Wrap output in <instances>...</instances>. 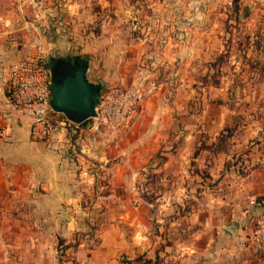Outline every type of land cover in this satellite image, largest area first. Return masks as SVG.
Wrapping results in <instances>:
<instances>
[{
  "label": "rangeland",
  "instance_id": "1",
  "mask_svg": "<svg viewBox=\"0 0 264 264\" xmlns=\"http://www.w3.org/2000/svg\"><path fill=\"white\" fill-rule=\"evenodd\" d=\"M0 16L8 21L0 33L21 59L38 54L48 65L49 56L73 54L101 91L140 85L145 93L98 144L106 159L96 145L76 143L74 129L57 128L77 176L85 166L89 181L79 207L61 214L60 264H77L80 241L92 240V249L97 224L118 216L126 240L147 237L161 254L153 263L163 264L164 246L177 255L178 242L231 222V200L252 196L243 187L264 177L256 161L264 150V0H0ZM86 148L95 154L79 159ZM137 215L144 226L132 224Z\"/></svg>",
  "mask_w": 264,
  "mask_h": 264
},
{
  "label": "crops",
  "instance_id": "2",
  "mask_svg": "<svg viewBox=\"0 0 264 264\" xmlns=\"http://www.w3.org/2000/svg\"><path fill=\"white\" fill-rule=\"evenodd\" d=\"M3 19L0 16V21L8 22ZM167 45L176 46L172 40ZM20 56L5 32L0 33V128L7 133L6 138L0 139V264H60L64 258L58 252L61 225L63 228L68 225L61 223V214L79 207L80 191H86L89 181L83 174L85 166L77 176L76 163L65 150L68 148L65 141L69 140L62 139V133L54 135L49 143H35L29 137L28 123L8 111V74ZM74 139L76 143L80 141L78 136ZM82 143L81 146L86 142ZM101 148L96 145V155L106 159V152ZM93 154L86 148L77 156L83 159L82 155ZM256 156V161L264 164V150H259ZM258 179L253 184H245L243 189L252 191V196H263L264 177ZM248 198L231 200L228 225L210 234L208 231L197 233L195 243L178 242L177 255L164 246L163 264H264V248L237 243L239 236L250 231L252 220L264 212V208L249 206ZM142 211L137 209L138 214ZM122 213L121 209L119 214ZM124 219L118 216L114 221L98 223L101 241L91 249L85 246L92 240H81L73 260L77 264H130L139 256L151 261L156 255L161 256L154 251L155 243L147 237L145 241L142 238L133 242L126 240L121 230ZM131 222L139 227L145 225L140 215ZM226 228H233L234 235L225 231Z\"/></svg>",
  "mask_w": 264,
  "mask_h": 264
},
{
  "label": "built area",
  "instance_id": "3",
  "mask_svg": "<svg viewBox=\"0 0 264 264\" xmlns=\"http://www.w3.org/2000/svg\"><path fill=\"white\" fill-rule=\"evenodd\" d=\"M144 98L140 85L112 87L100 92L95 106L96 115L84 124L76 125L65 118L56 120L57 113L50 107V71L44 58L38 54L19 59L11 66L6 87L8 111L28 123L29 137L35 143H49L57 134L58 126L63 127V131L74 129L81 142L90 145L105 143ZM6 136V130L0 128V139ZM248 204L264 208V195L251 196ZM238 243L245 247L264 248V212L252 220L250 231L239 236Z\"/></svg>",
  "mask_w": 264,
  "mask_h": 264
},
{
  "label": "water",
  "instance_id": "4",
  "mask_svg": "<svg viewBox=\"0 0 264 264\" xmlns=\"http://www.w3.org/2000/svg\"><path fill=\"white\" fill-rule=\"evenodd\" d=\"M48 68L51 75V109L76 125L95 117V106L104 84L88 79V62L79 56H75L72 63L49 56ZM225 231L234 235L233 228H226Z\"/></svg>",
  "mask_w": 264,
  "mask_h": 264
},
{
  "label": "trees",
  "instance_id": "5",
  "mask_svg": "<svg viewBox=\"0 0 264 264\" xmlns=\"http://www.w3.org/2000/svg\"><path fill=\"white\" fill-rule=\"evenodd\" d=\"M82 124H84V123H82ZM197 155H198V151H195V153H194V155H193V158H196ZM60 246H61V242H60V240H59V251H61ZM65 248H66V247H65ZM130 264H154V263H153V261H151V260H148V259L145 260V259L143 258V256H139V257H137L136 259H133V260L130 262Z\"/></svg>",
  "mask_w": 264,
  "mask_h": 264
},
{
  "label": "flooded vegetation",
  "instance_id": "6",
  "mask_svg": "<svg viewBox=\"0 0 264 264\" xmlns=\"http://www.w3.org/2000/svg\"><path fill=\"white\" fill-rule=\"evenodd\" d=\"M75 57V55L73 54H70L69 53H66V55H63V56H55V58H59V59H62V60H65V61H68V62H73V58ZM80 59L83 60L82 57H80Z\"/></svg>",
  "mask_w": 264,
  "mask_h": 264
}]
</instances>
